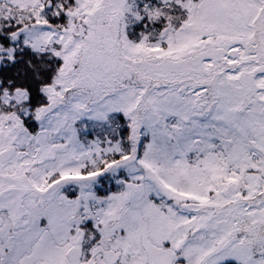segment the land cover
Instances as JSON below:
<instances>
[{
    "label": "snow or ice",
    "instance_id": "snow-or-ice-1",
    "mask_svg": "<svg viewBox=\"0 0 264 264\" xmlns=\"http://www.w3.org/2000/svg\"><path fill=\"white\" fill-rule=\"evenodd\" d=\"M0 264H264V0H0Z\"/></svg>",
    "mask_w": 264,
    "mask_h": 264
}]
</instances>
